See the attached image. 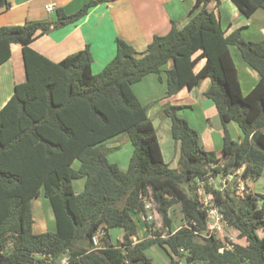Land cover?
<instances>
[{"label":"trees","instance_id":"trees-1","mask_svg":"<svg viewBox=\"0 0 264 264\" xmlns=\"http://www.w3.org/2000/svg\"><path fill=\"white\" fill-rule=\"evenodd\" d=\"M102 1L90 0L73 14L58 9L54 22L0 27V65L18 43L27 74L0 107V264H63L64 259L66 264H155L146 253L154 245L168 252V264H264V237L257 232L264 228V194L240 192L238 178L222 190L210 182L242 166L245 182L263 174L264 40H246L240 29L225 35L209 9L214 0H196L186 25L173 23L142 52L118 38L114 57L99 73L92 70L89 45L59 62L31 48L53 26L80 20ZM232 1L247 17L264 8V0ZM9 6L8 0H0V8ZM232 46L259 74L247 94ZM201 59L206 62L195 72ZM171 60L173 66L167 68ZM163 72L167 96L211 79L205 94L224 126V163L215 151L201 146L197 130L179 114L181 107L169 103L160 114L172 120V135L180 142L179 167L165 161L148 107L132 88L147 75ZM229 121L241 128V141L232 138ZM122 134L134 146L126 170L110 162L106 147ZM81 178L84 189L76 192L74 180ZM200 187L213 194L225 220L247 245L229 248L222 239L200 236L207 227ZM41 195L51 203L54 231H34L32 200ZM148 201L168 230H154L146 218L149 236L135 241V216H149ZM177 203L185 224L173 232L169 212ZM113 228L123 230L121 239L112 238Z\"/></svg>","mask_w":264,"mask_h":264},{"label":"crops","instance_id":"crops-1","mask_svg":"<svg viewBox=\"0 0 264 264\" xmlns=\"http://www.w3.org/2000/svg\"><path fill=\"white\" fill-rule=\"evenodd\" d=\"M8 1L10 3L8 8H0V27L37 20L54 22L57 19L58 9L64 10L67 14H73L90 0ZM195 2L196 0H106L98 2L90 7L80 20L53 26L48 32L35 38L30 46L50 60L59 62L89 45L93 55L92 70L94 73H99L114 57L118 38L124 39L137 51L142 52L146 50L154 35L167 33L173 23L179 27L186 25L191 18L190 12ZM49 4L55 6L54 11L47 10ZM209 9L215 12L225 35L240 29L246 40H264V8L258 9L252 16L247 17L232 0H220L219 3L214 0L209 4ZM11 51V57L0 65V107L11 99L15 86L27 79L22 46L13 43ZM231 53L238 69L242 92L247 94L257 84L259 74L243 60L235 46L231 47ZM205 62L206 59H201L194 71L199 72ZM172 66L173 61L171 60L167 68ZM210 85L211 79L205 77L195 87H184L179 92L167 96L166 74L163 72L160 75L149 74L132 86L140 101L148 107V114L157 130L163 157L172 168L178 166L180 142L176 141L172 135V120L160 114L162 107L168 103L181 107L179 114L197 130L200 144L205 150L215 151L219 157L223 158L222 163L227 160L224 156V126L214 101L205 94ZM226 128L234 140H242V130L235 121L227 122ZM245 184L250 191L264 194V170L261 177L255 180L250 179ZM149 203L151 204V208L148 209L150 213L156 209L154 204ZM140 217L146 223L145 215L141 214ZM184 222L173 228L172 221L171 230L175 232L185 224ZM118 232L117 235L112 233L114 240L121 239L124 234L123 230ZM225 232L227 236H232L235 243L248 244L245 237L239 236V230L235 227L226 228ZM257 232L260 237H264V228ZM143 234L144 237H142ZM148 236L145 225L143 232L139 231L134 240L139 241ZM158 259L162 264H168L170 256L167 260ZM62 263L66 264L65 259Z\"/></svg>","mask_w":264,"mask_h":264},{"label":"rangeland","instance_id":"rangeland-1","mask_svg":"<svg viewBox=\"0 0 264 264\" xmlns=\"http://www.w3.org/2000/svg\"><path fill=\"white\" fill-rule=\"evenodd\" d=\"M106 147L108 148L107 153L110 162L117 163L122 170H126L129 166L130 158L134 152V146L128 135L122 134L118 137L109 140V142H107L106 144ZM79 165H80L79 160H76L73 164V167L77 169ZM178 167L179 164L177 168ZM211 181L215 186H218L221 181V176L215 177L213 180H210V182ZM84 185H85V178L74 180V187L76 192L82 191L84 189ZM155 209L156 210L154 211L152 210V212L149 213L150 215H152V219H149L150 224L153 223L154 230H159L161 231V233L166 234L168 228L167 226H165L163 217L157 210L156 206ZM32 210L35 216V224H34L35 232L40 233V232L55 230L56 222H55L53 209L50 201L44 195H41L40 197L34 198L32 200ZM169 213L170 216L172 217L173 228L180 226L184 222V215L181 209V205L179 203L175 204L170 209ZM140 216L141 215L135 216V221L138 225V230L140 231V233H142L146 223L143 222ZM119 230L121 231L122 229L113 228L110 230V232L111 234L113 233L117 235V233H119L118 232ZM142 237H144V234L142 235ZM146 253L150 258L153 259V261L156 264H162L158 258H160L161 260L169 259L168 252L159 245H154L151 248L147 249Z\"/></svg>","mask_w":264,"mask_h":264},{"label":"built area","instance_id":"built-area-1","mask_svg":"<svg viewBox=\"0 0 264 264\" xmlns=\"http://www.w3.org/2000/svg\"><path fill=\"white\" fill-rule=\"evenodd\" d=\"M47 10L52 12L55 10V6L53 4L47 5ZM244 166L237 168L234 172H229L227 174H223L221 176L220 185L218 188L220 190L227 187L234 179L238 178V189L240 192L249 191L245 181L241 179V175L243 173ZM213 180V179H211ZM200 200L202 203L203 209L206 211L207 218V227L200 234L203 238L216 237L218 239H222L226 242L227 247L231 248L234 245V241L232 236H227L225 229L231 227L229 223L225 220L224 214L221 212L220 208L216 205L214 201V196L212 193H206L202 187L199 189ZM147 209L151 208V204L148 202L146 205ZM152 219V215L145 216V219ZM228 239V241H226ZM66 263V260H65Z\"/></svg>","mask_w":264,"mask_h":264}]
</instances>
